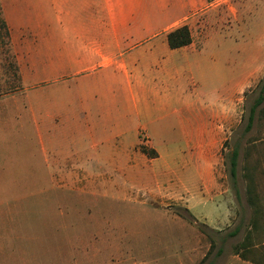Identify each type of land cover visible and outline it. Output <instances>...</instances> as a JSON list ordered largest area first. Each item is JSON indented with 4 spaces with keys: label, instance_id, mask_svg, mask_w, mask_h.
Wrapping results in <instances>:
<instances>
[{
    "label": "crops",
    "instance_id": "1",
    "mask_svg": "<svg viewBox=\"0 0 264 264\" xmlns=\"http://www.w3.org/2000/svg\"><path fill=\"white\" fill-rule=\"evenodd\" d=\"M22 4L23 17L14 25L7 21L24 38L16 43L17 56L25 59L24 86L81 74L34 92L41 101L31 100V123L48 138L42 151L47 160L64 162L70 178L74 168L93 175L109 165L120 177L122 159L137 156L155 164L181 161L162 169L164 181L151 191L164 198V188H171L192 213L224 198L221 150L240 121L245 92L264 76V33L242 31L241 13L235 28L218 0ZM185 24L191 42L171 47L169 32ZM98 130L105 136L97 137ZM141 144L156 155L141 152ZM76 158L82 161L73 165Z\"/></svg>",
    "mask_w": 264,
    "mask_h": 264
},
{
    "label": "rangeland",
    "instance_id": "2",
    "mask_svg": "<svg viewBox=\"0 0 264 264\" xmlns=\"http://www.w3.org/2000/svg\"><path fill=\"white\" fill-rule=\"evenodd\" d=\"M218 3L226 6L235 28L241 13L242 31L264 33V0ZM24 10L22 0H0V264H264V103L253 128L241 138L236 187L226 159L247 123L246 98L264 76L245 92L240 121L221 150L222 181L228 188L224 198L192 213L171 188H164V198L150 189L164 181L162 169L180 166L181 161L155 164L137 156L122 159L120 177L109 165L93 175L77 167L70 178L64 162L46 159L42 151L48 138L32 125L30 105L32 99L41 101L37 90L57 81L24 86L25 59L16 53L17 41L24 38L21 33L17 37L7 21L14 25ZM79 75L63 77L57 84ZM96 133L105 136L103 130ZM74 136L87 140L86 135ZM139 149L156 155L150 145ZM187 175L192 180L194 172ZM243 214L244 226L231 235Z\"/></svg>",
    "mask_w": 264,
    "mask_h": 264
},
{
    "label": "trees",
    "instance_id": "3",
    "mask_svg": "<svg viewBox=\"0 0 264 264\" xmlns=\"http://www.w3.org/2000/svg\"><path fill=\"white\" fill-rule=\"evenodd\" d=\"M4 23L5 22L3 21V24ZM168 39L171 47L173 48L181 47L189 44L192 40L189 27L187 25H182L172 30L168 34ZM263 103H264V78L259 82L257 88L254 91H252L246 98L247 123L243 129L242 136L239 139H237L233 149L226 156V159H229L230 162L229 173L232 179V183L235 187L237 186V177H238V165H239V155H240V145H241L240 141L241 138L245 136L253 128L258 109ZM237 196L238 198H240V193L238 190H237ZM244 220L245 218L243 214L238 226L233 231H231V235H236L240 232V230L245 224ZM252 226H254V224Z\"/></svg>",
    "mask_w": 264,
    "mask_h": 264
}]
</instances>
